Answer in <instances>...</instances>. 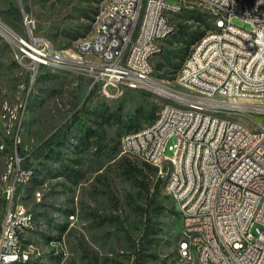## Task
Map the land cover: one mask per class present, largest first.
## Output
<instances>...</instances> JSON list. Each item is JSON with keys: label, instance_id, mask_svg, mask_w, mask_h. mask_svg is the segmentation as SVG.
<instances>
[{"label": "built area", "instance_id": "obj_1", "mask_svg": "<svg viewBox=\"0 0 264 264\" xmlns=\"http://www.w3.org/2000/svg\"><path fill=\"white\" fill-rule=\"evenodd\" d=\"M175 1L108 0L111 13L101 14L107 15L105 30H98L97 38L77 41V53L91 55L92 63L68 61L67 53L34 36L35 23L25 16L28 38L15 37L16 59L22 65L28 61L33 74L39 67L82 69L104 98L119 99L135 90L178 97L180 110L169 108L155 127L123 136L122 153L151 167L162 164L160 180L168 166H176L172 187L165 192L171 199L180 194L175 211L192 240L179 244L189 258L190 246L200 247V262L194 264H264V140L247 151L248 137L255 135L246 125L219 116L237 107L264 119V0H254L256 14L248 13L243 0ZM198 9L210 20L211 12L220 10V25L192 45L188 64L176 80L193 87V94H181L156 78L153 58L176 32L170 16ZM235 18L251 29L235 25ZM189 104H198V111L189 113ZM202 106H210V114H200ZM172 137L177 141L167 146ZM227 166H235V174L222 180ZM12 193L5 196L0 264L28 259L26 253H16L18 229L28 211L12 206ZM195 226H202L203 234H196ZM227 247H234V255H227Z\"/></svg>", "mask_w": 264, "mask_h": 264}, {"label": "rangeland", "instance_id": "obj_2", "mask_svg": "<svg viewBox=\"0 0 264 264\" xmlns=\"http://www.w3.org/2000/svg\"><path fill=\"white\" fill-rule=\"evenodd\" d=\"M107 3L108 0H0V22L8 31L0 29L11 39L28 38L24 19L15 26L5 19L4 12L14 4L24 18L35 23V37L48 40L57 50L74 52L77 42L71 38L80 34L92 37ZM198 13L210 22L211 28L212 16L210 20L201 9L171 15L170 20L175 25L190 24L194 30ZM233 23L251 29L240 18L233 19ZM186 47L173 35L164 42L163 53L153 58L154 66H164L156 70V78L181 94L187 91L174 80L192 48L187 51ZM16 52L15 44L0 34V225L8 205L5 196L13 190L12 206L22 207L34 216L23 244V253L28 256L23 264H134L133 245L144 228L139 206H144L146 194L140 181L148 182L153 192L160 178L157 168L149 169L140 159L122 153L121 140L126 130L117 120H126L140 106H156L158 111L167 100L137 90L119 99L104 98L91 87L92 81L82 69L39 67L33 74L28 61L24 65L17 61ZM170 63L180 68L172 69L175 73L164 79L158 77L170 68ZM94 90L96 96L88 102ZM84 105L89 111L108 107L115 118L104 125V134L92 139L90 149L76 151L83 138V123L94 127L95 122V116L79 112ZM76 115L79 121L74 120ZM219 116L253 126L249 116L232 109ZM252 117L264 124V119ZM67 122L72 127L63 147L56 148L53 155L47 152L52 155L49 158L35 159L36 149ZM176 141V137L170 138L167 146ZM165 155L171 157L172 152L167 150ZM73 159L81 161L75 167L80 170L78 183L65 176V166L73 165ZM131 168L135 171L130 173ZM162 182L160 194L166 208L161 218L163 231L159 245L150 250L148 264H188L177 256L183 227Z\"/></svg>", "mask_w": 264, "mask_h": 264}, {"label": "trees", "instance_id": "obj_3", "mask_svg": "<svg viewBox=\"0 0 264 264\" xmlns=\"http://www.w3.org/2000/svg\"><path fill=\"white\" fill-rule=\"evenodd\" d=\"M5 19L8 24L11 26H15L17 24L22 23L24 19V15L20 8L15 6L14 4L10 5L9 8L4 12ZM98 15V14H97ZM95 18L92 19V24L95 23ZM195 26L194 30H192V27L190 24H184V25H176V32L174 33V36L177 35L178 41L187 44V51L191 48V46L197 42L204 34L205 32L210 29V24L207 21L206 18L201 16L199 13L194 18ZM91 27V26H90ZM86 36L84 34L80 35H74L71 39L74 41H79L82 38H85ZM190 51V50H189ZM163 53V52H162ZM161 53V54H162ZM187 53V52H186ZM160 54V55H161ZM163 64L159 63L155 66V70H161L163 69ZM179 69L180 67L176 64L170 63V68L164 69L162 74H159L158 77L161 79H164L167 77L168 74L175 73L172 69ZM156 73V72H155ZM96 96V90L92 91L90 95L87 98V101H91ZM79 112H86L88 116L92 117L95 116V122L94 127L90 126L89 124L86 125L83 123V138L81 139V142L79 146H77L76 151L79 149L82 150H88L93 145L92 139H95L96 136H99V134H104V125L108 123L110 120H113L115 117L113 114L109 112L108 107H104L101 109L100 107L96 109L95 111H89L88 108L84 105L81 107ZM157 108L156 106L153 108H146L143 106L138 107L135 112L126 120H117L118 123L123 127V129L126 130L124 134L138 131L142 129L143 127L147 126L149 123L153 122L154 118L156 117ZM75 121H79V118L74 116ZM91 120V119H89ZM81 122V121H80ZM71 124L69 122L63 124L61 127L57 128V130L47 139L45 140L37 149L36 153L34 154L35 159H41V158H49L53 154H56L54 150L56 148H62L66 140L68 139V136L71 132ZM100 147V146H99ZM52 153V155H48V153ZM129 162V160H126ZM73 165H66L65 166V176L73 180L74 183H78L80 179V170L75 167H79L81 161L79 159H73L71 160ZM130 163V162H129ZM149 169L155 168L144 164ZM135 171V168L130 169V173ZM142 172L140 171V174ZM144 179L145 176H142ZM147 179V178H146ZM141 187L144 189L145 196V202L144 206H139V209L142 211V216L144 218V228L141 232V237L138 239V241L133 245L134 248V264H148V257H150L152 254L150 253V250L159 245V242L161 240L162 236V223L161 218L166 213V208L161 200V194H160V188L161 184L163 183L162 180H158L153 187V192L151 191L150 184L148 182L140 181ZM164 186V185H163ZM174 213H176L174 209ZM65 230V227L62 228V232ZM0 231H1V225H0ZM27 241V240H26ZM25 262H20L17 264H23ZM164 264V263H162Z\"/></svg>", "mask_w": 264, "mask_h": 264}, {"label": "bare ground", "instance_id": "obj_4", "mask_svg": "<svg viewBox=\"0 0 264 264\" xmlns=\"http://www.w3.org/2000/svg\"><path fill=\"white\" fill-rule=\"evenodd\" d=\"M243 1H246V5L248 6V13L249 14H256V5H254V0H243ZM103 13H111V6H106ZM211 16H212V21H211L212 27L211 28H218V26L220 25V10H213L211 12ZM106 27H107V15H101L98 27L96 29V32L90 38H97L98 30H105ZM0 28L5 29V26L1 22H0ZM5 30L8 31L7 29H5ZM8 36H10V35L8 34ZM205 36H206V34H204L202 37H205ZM13 39H15V37H13ZM191 50H192V48H191ZM61 53H67V60L70 62L92 63V56L91 55L84 54V53H77V49L74 52H71V51L63 52V51H61ZM161 53L162 52L154 53V58L156 56L160 55ZM188 61H189V55L187 56V58L183 62L182 66H186L188 64ZM182 66H181V68L178 71V74L176 76H178L180 74ZM174 83H176L177 85L184 88L187 91V94H193V87H189V85H187L185 82H178L175 78ZM165 88L169 89L171 91H175L173 88H169V87H165ZM158 95L163 96L167 100V102L161 105V107L159 108V110L156 113V117L154 118L153 122L149 123L147 126L143 127L140 130H146L149 127H155V120L157 118H161L162 115L165 114L167 110H169V108L171 110H180V100L178 99V97L166 96V94H158ZM107 98L114 99L116 97H107ZM228 109H232V111L238 112L242 115L249 116V120L251 121V124L253 126H249L247 123H244V122H239V121L225 119V118H224V121H232L233 123H237L239 125H246L249 128V133L255 135V137H248L247 151H254L256 148H259L262 141L264 140V131H262L261 124L259 122H257L252 117L255 114L254 113H246L243 111V109H240L237 107H228ZM224 110H226V109H224ZM197 111H198V104H189V113H196ZM200 114H210V106L200 107ZM140 130L130 132V133L131 134H140ZM124 136H129V133L125 134ZM153 167L157 168L158 172H162V164H153ZM175 173H176V166H168L167 169L165 170L164 178L162 180L164 181V183L166 185V190H168L169 188L172 187V184L174 182ZM234 174H235V166H227L224 169V172H222V180H230ZM172 200H173V205H174L175 210H179L180 194H172ZM33 220H34V216L32 214H28L26 216V223H22V229H18L19 241H17V243H16V253H18V254H24L23 253V244L26 240L25 239L26 236L28 235V233L31 229ZM195 233L196 234H203V227L202 226H195ZM179 240L180 241L192 240V232L187 231V229L185 227H183L182 237ZM180 241H179V243H180ZM179 243H178V247H177V256H178L180 261H182L184 263H188V264H194V263L200 262V247L199 246H190V258H189V256L182 254V246ZM227 255H234V247H227ZM23 261H24V259H11V260H9L8 264H17V263H20Z\"/></svg>", "mask_w": 264, "mask_h": 264}, {"label": "water", "instance_id": "obj_5", "mask_svg": "<svg viewBox=\"0 0 264 264\" xmlns=\"http://www.w3.org/2000/svg\"><path fill=\"white\" fill-rule=\"evenodd\" d=\"M6 29V27H5ZM0 34H2V36H4L6 39H8L10 42L16 43L13 39L10 38V36H8L7 33H5L3 30L0 29Z\"/></svg>", "mask_w": 264, "mask_h": 264}]
</instances>
